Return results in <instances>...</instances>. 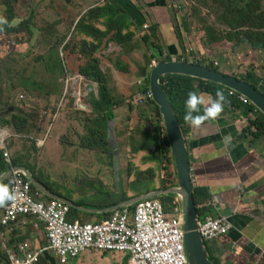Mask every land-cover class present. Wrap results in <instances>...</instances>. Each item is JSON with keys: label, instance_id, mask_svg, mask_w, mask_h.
I'll list each match as a JSON object with an SVG mask.
<instances>
[{"label": "rangeland", "instance_id": "374dc122", "mask_svg": "<svg viewBox=\"0 0 264 264\" xmlns=\"http://www.w3.org/2000/svg\"><path fill=\"white\" fill-rule=\"evenodd\" d=\"M2 1L4 0H0V14L4 11L7 16ZM173 1L181 10L178 17H172L175 36L179 42L178 54L173 53L171 57L175 60L171 58V61L185 58L183 62L190 64L193 61L205 68L202 65H205L206 61L200 54L202 46V50L204 46H209L205 45L207 44L205 36L220 35L213 45L227 39L225 38L226 21L220 16L221 8L197 1ZM12 8L14 19L9 25L11 28L30 17L31 22L28 32L8 33L13 41L19 43L20 51L13 54L12 51L6 50L2 53L4 58L0 62L3 71L11 72L5 79L0 74V99L6 98L5 107L13 101L15 107L22 109L16 115L27 119L26 126L20 133L24 139L19 144L18 151L22 159L18 163L29 169L39 180L43 188L40 191L86 211L87 216L78 218L85 222L95 218L96 212L107 213L109 208L131 200L140 193L169 188L174 179V167L170 155L164 154L167 153L168 148L164 146L165 135L160 127L161 124H158L161 135L152 134L151 141L144 138L148 133L145 111H150L147 104L150 95L143 96L141 93L148 83L146 85L143 78L137 75L139 66L136 67L135 64L132 67L133 71L130 67L123 66L120 74L116 75L105 64L107 58L102 51L96 53L103 58L97 59V68L101 70L107 81L110 98L112 102L120 103L114 109L116 121L113 126L118 158L116 162L110 164L109 148L83 145L92 140L91 135H97L93 137L101 135V132L94 129L95 124L92 121L96 115L89 106V98L96 94V85L78 75V69L88 65L91 58L83 66L66 67L67 74L64 67H60L63 71L61 73L60 68L50 63L52 57H59V50L51 54L47 52L50 39L47 37L46 41V36L50 31L48 26H45V22L56 21L54 16H57L58 10L55 8H61L60 4L55 3L51 6L48 0H16ZM51 8L54 15L51 14ZM58 26L60 24L56 26L60 30ZM186 29L190 35H185L184 39L179 40L180 34L185 33ZM194 39L199 43L200 48L195 47ZM158 43L165 49L171 48L164 42L158 41ZM189 48L191 50L187 52ZM214 54L215 56L210 58L215 59L217 68L222 72L226 70L237 72L243 66L238 64L236 59H227L223 51ZM224 61L229 64L225 66ZM252 64L250 65L253 66ZM150 67H146V77ZM243 70H246V65ZM216 72L220 71L216 70ZM65 78L68 89H65ZM22 85L28 87L27 91ZM2 111L12 112L13 108H4ZM149 123L152 128V124L155 123L153 117H150ZM53 125H58L55 131L60 137L56 138L55 145L53 140L47 144V133ZM141 140L152 144V147L142 149L138 146ZM10 154L12 156V152ZM119 182L122 193L118 192ZM170 196L173 198L163 205L165 210L168 209L171 201L177 199L174 195ZM38 229L42 230L41 227ZM41 234L43 235L42 232ZM202 246H204L203 242ZM80 257L87 261L78 264H122L123 262L128 264L126 253H85L76 259ZM56 262L60 264L59 260ZM67 264L75 263L69 261Z\"/></svg>", "mask_w": 264, "mask_h": 264}, {"label": "crops", "instance_id": "0c3cea01", "mask_svg": "<svg viewBox=\"0 0 264 264\" xmlns=\"http://www.w3.org/2000/svg\"><path fill=\"white\" fill-rule=\"evenodd\" d=\"M153 1L156 0H48L51 6L55 3L61 6L55 8L58 10L57 16H54L56 21L45 22V26H48L51 32L50 40L56 42L60 38L62 42L58 50L65 74L68 73L66 69L68 66H83L89 58L96 61L102 58L96 54L99 51L106 56L105 64L116 75L120 74L123 66L130 67L132 71L135 64L136 67L142 66L143 56L147 52L141 37L150 35L151 26L156 20L160 22L154 32L157 41L166 43V46L174 49L173 53L178 54L179 41L175 36L172 17H178L180 6L173 0H162L171 19L167 24L153 15L151 9ZM104 8H107L108 13L114 17L109 29L105 27V16L97 18L87 16L90 9ZM51 14L54 15L52 8ZM5 22L3 11L0 14V28ZM58 24L60 30L56 28ZM142 26L146 28L143 29ZM184 32L180 34L179 40L184 39L185 35H190L188 29ZM1 38L0 61L3 60L2 53L6 50L12 51L13 54L20 51L19 43L13 41L8 33H0ZM230 43L224 39L217 45L205 44L209 46H204V50L202 46L200 54L202 56L205 51L211 57L215 56L214 52L223 51L227 59H236L238 64L243 65L237 72L228 70L222 72L221 69L219 71L235 77L249 74L251 79L248 83L264 94V44L248 45L242 41ZM194 44L200 48L195 39ZM50 48L48 47L47 52L51 54ZM189 50L191 48L186 51ZM53 59L55 60V57H52V64ZM172 59L175 60L174 57ZM213 60L217 64L215 59ZM228 64L224 61L225 66ZM245 65L246 70H243ZM3 70L0 62V74L5 79L10 72ZM198 95L206 102L210 97L200 92ZM5 101V97L0 99V110L13 108V111L0 116V137L5 140L9 154L12 152L11 163L14 161L21 166L18 161L22 159V155L18 149L24 138L16 133L12 125L6 123L22 109L15 107L13 101L5 107ZM255 115V111L243 116L240 109H229L209 124L198 128L185 125L182 131L190 161L191 183L198 195L195 206L198 215L228 218L231 224L230 230L224 236L203 243L204 253L211 264H264V134L257 138H253L250 133L242 134L246 120L253 119ZM57 127L58 125H53L48 131L47 144L50 140H53L54 144L56 138H60L55 131ZM1 143L0 139V145ZM9 168L10 165L2 156L0 184L9 180ZM39 196L43 198V194ZM204 196H207V199ZM6 205L7 203L0 206V264H5L4 257L7 264L8 253L12 248L24 244H28L30 248L33 247L34 252L43 255L42 263L56 264L57 259H53L52 251L48 256H44V249L49 247V243L45 234L42 236L35 220H22L11 227L1 223ZM73 215L79 218L86 216L78 211ZM98 219L95 216L87 221L93 222ZM84 261L87 260L81 257L70 260L75 264Z\"/></svg>", "mask_w": 264, "mask_h": 264}, {"label": "built area", "instance_id": "2783aa9c", "mask_svg": "<svg viewBox=\"0 0 264 264\" xmlns=\"http://www.w3.org/2000/svg\"><path fill=\"white\" fill-rule=\"evenodd\" d=\"M202 56L213 62L214 67L217 66L205 51ZM155 65L152 61L150 68ZM227 94L235 95L242 103L246 102L231 90ZM0 139V148L4 151L2 156L10 165V191L15 194V199L8 202L4 209L1 223L11 227L22 217L35 220L37 226L44 229L49 243V247L44 249V256L52 251L60 264H67L85 253L116 252L126 253L128 264H188L177 199L170 202L168 210H165L160 197H155L138 201L132 206L133 210L119 205L112 208L107 216L83 222L72 214L66 201L44 196L41 199L39 192L32 188L28 172L12 166L5 140ZM230 228L228 218L205 215L198 220V232L203 243L224 236ZM30 250L32 252H26L25 244L12 248L7 264L40 263L43 255L34 252L33 247Z\"/></svg>", "mask_w": 264, "mask_h": 264}, {"label": "trees", "instance_id": "16d2710c", "mask_svg": "<svg viewBox=\"0 0 264 264\" xmlns=\"http://www.w3.org/2000/svg\"><path fill=\"white\" fill-rule=\"evenodd\" d=\"M190 1H197L202 3H208L212 6H219L221 8L220 16L226 21V37L227 42H245L246 44H264V0H190ZM16 2V0H4L3 5L6 7V24H4L0 28V33L7 32V33H17L20 31L28 32V28L30 26L31 17L27 19L26 21H22L14 28H9V25L11 21L14 19L13 14V3ZM152 13L153 15L157 16L159 19L164 20L167 24L171 21L170 16L168 14V11L166 10L165 5L163 4L162 0H156L152 2L151 5ZM87 16H91V18H97L98 16H105V27L106 29H109L110 26H112L114 22L113 15L109 14V10L107 8L104 9H90L88 10ZM160 22L156 20L154 24L151 26V32L150 35H143L141 37L142 43L144 44L146 48L147 54L143 56V65L138 68L137 75L145 81L146 85L148 83V77L145 75L146 67H150L152 61L159 63V62H168L171 60V55L174 52L173 48L165 49L162 45H160L157 41L155 30L157 29ZM112 29V28H111ZM109 32V30H107ZM209 31H206L208 33ZM223 33V30L221 31ZM51 35V32L46 36L49 39ZM116 37V35H113ZM214 37L212 40L211 38ZM205 41L207 44L211 45L213 43H216L214 41L218 40L220 38V35L215 37L214 36H205ZM223 41V40H222ZM62 42L60 41V38L57 39L55 42L54 40L49 41V46L51 45L50 52L55 53L56 48L58 49L59 45ZM231 44V43H230ZM164 53H167L166 55ZM164 55V56H163ZM60 56V54H59ZM204 61H206L205 68H208L210 70H219L216 66H213V62H211L209 59L204 58L201 56ZM186 59H178L177 61ZM49 61V59H48ZM208 61H210V64L208 65ZM53 65L57 66L58 68L62 67V61L59 57L53 59ZM52 64V62H50ZM193 63V61H192ZM196 64V63H193ZM8 72H11L8 70ZM60 72L63 73L62 69L60 68ZM12 74V73H11ZM224 75H230L227 73H223ZM246 74V73H245ZM78 75H80L83 78H86L88 81L94 83L96 85V96H91L89 98V106L92 110V112L96 115L95 119H93V123L95 124V130H98L101 132L100 137H93L97 135H91L92 140H90L88 143H83L85 146H93V145H99L104 146L106 148L110 149V164H113L112 162H116L118 158L117 148L113 137V126L116 121V115L114 112V109L117 108L120 103L118 102H112L109 91L107 88V81L104 77V75L101 73V70L97 68V61L95 59H90L88 62V65L85 67L78 69ZM252 76V75H251ZM11 77V76H10ZM239 80L249 82L248 80L251 79L249 74H246L244 76L236 77ZM65 81V89H68V82L66 78ZM159 86L161 90L163 91L170 108L172 112L175 115V118L177 120L178 125L181 127L182 131L185 125L183 121V114H184V101L187 97V93L189 91H195L197 94L203 93L206 94L212 98H214L215 91L220 90L224 93L226 97V103L224 104L223 111L220 113H226L229 109L235 110L240 109L243 112V116H247L248 113H252L255 111L256 115L251 120H246L245 127L242 131V134L250 133L253 138L259 137L261 134H264V117L263 115L255 109L250 103L247 101L242 103L240 102L235 95L229 96L227 92L228 89H225L219 85L208 83L205 81L197 80L194 78L181 76V75H168V76H161L159 78ZM25 91H27L28 87L25 85H22ZM65 92V91H64ZM143 96L148 93V86L145 87L142 92ZM147 104L150 107V111H145V119L147 122V129L148 133L144 137L145 139L150 140L152 138V134H160L161 135V129L159 128L158 124L161 122L158 108L153 104L151 98L147 99ZM204 105L203 107H206ZM21 111V110H20ZM150 117H153L155 120L154 125L152 124V128L150 126ZM245 118V117H244ZM211 121H205L202 123V125L209 124ZM27 119L22 116L14 115L6 124L12 125L16 133L20 134L23 130V128L26 126ZM161 127V125H160ZM162 128V127H161ZM164 146L168 148L167 142L165 139V136L163 137ZM144 142L143 140L139 141L138 146H140L142 149H150L152 144ZM116 150V152H114ZM148 152V151H147ZM149 153V152H148ZM165 155H169V151L167 149V153L164 152ZM2 157V153L0 151V158ZM171 158V157H170ZM4 165L6 163L4 162ZM13 167H17L18 164L13 161L12 164ZM7 167V165H6ZM34 177V175L32 174ZM175 173H174V179L173 182L169 185V187L175 185ZM36 179V178H35ZM37 181V179H36ZM10 180H7L3 182L2 184L9 185ZM118 185V192L122 193V188L120 182ZM10 186V185H9ZM33 190H36L34 186H32ZM154 191V190H153ZM156 191V190H155ZM147 193V192H146ZM143 194V193H140ZM139 194V195H140ZM169 197L163 198L160 197L161 203L164 205L167 201L172 198L170 195ZM197 193L193 189V199L194 204L196 206L197 202ZM205 199H207V196H204ZM169 207V206H168ZM129 209L133 210L132 206L128 207ZM168 210V209H167ZM197 210V209H196ZM76 212V211H75ZM108 214H101V215H95L98 218L107 216ZM28 218H20L16 221V223H21L22 220H27ZM43 236V235H42ZM26 245V252H32L29 248L28 244ZM45 256H48V253H46ZM128 258V256H127ZM3 262L6 264V258L4 257ZM40 264V263H38ZM122 264H126L123 262Z\"/></svg>", "mask_w": 264, "mask_h": 264}, {"label": "water", "instance_id": "95a60500", "mask_svg": "<svg viewBox=\"0 0 264 264\" xmlns=\"http://www.w3.org/2000/svg\"><path fill=\"white\" fill-rule=\"evenodd\" d=\"M168 75H181L197 80L219 85L242 96L248 103L257 109L264 117V94L253 88L248 82L239 80L233 75L201 67L197 64L183 61L159 62L149 70L148 93L153 104L158 108L161 119V127L165 135L169 155L171 157L174 173L175 185L165 190H157L140 194L131 200L121 203L123 206H133L138 201L174 195L177 197L182 214L183 245L188 264H211L206 258L202 241L198 232L199 215L193 199V186L190 177V161L188 151L181 127L178 125L174 113L159 86V78ZM7 111L0 110V116ZM24 170V169H23ZM29 178L38 189H43L34 178ZM119 206V205H116ZM114 206V207H116ZM108 209L110 211L112 208ZM99 211L96 213H103Z\"/></svg>", "mask_w": 264, "mask_h": 264}, {"label": "clouds", "instance_id": "9594fccd", "mask_svg": "<svg viewBox=\"0 0 264 264\" xmlns=\"http://www.w3.org/2000/svg\"><path fill=\"white\" fill-rule=\"evenodd\" d=\"M2 5H3V3H2ZM6 17L7 16H5V18ZM6 22H7V20H6ZM6 22H5V24H6ZM2 33H4V32H2ZM180 61H183V60H180ZM95 96H96V94H95ZM205 103H207V106L203 107L205 105ZM225 103H226V97H225L224 93L220 90L215 91L214 98L209 97L207 102L204 99H202L195 91H189L187 93V97L184 101L183 121L185 124L189 125L191 128H198L205 121L216 120L218 118V116L220 115V113L223 111V107H224ZM0 150L2 151V153L4 152L1 148H0ZM15 168H20L21 170L24 169V171H27L28 174H30L32 176V173L26 167L18 165ZM9 176H11L10 171H9ZM33 178L36 181L35 177H33ZM36 182L38 184L40 183L39 180H37ZM32 186L35 187V189H36L35 191H38L39 194H43V196L45 198L52 199V197L47 196L44 193H42V191H40V189H38L34 183L32 184ZM14 199H15V194H14V192L10 191L9 186L7 184H0V206H4L6 203L11 202ZM53 199H55V198H53ZM60 200H63V199H60ZM69 205L71 206L72 214L75 213V211L86 214V211H84L80 207H78L76 205H71V204H69ZM117 205H119V204H117ZM114 206H116V205H114ZM109 212H107V213H95L94 215L108 214ZM86 216H87V214H86ZM40 231L43 233V236H44V229L42 228V230H40ZM52 257L54 260L57 259L55 256H52ZM42 261H44L43 257L40 259V263H42Z\"/></svg>", "mask_w": 264, "mask_h": 264}]
</instances>
